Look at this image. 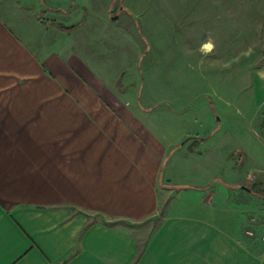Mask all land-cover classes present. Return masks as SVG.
<instances>
[{
	"label": "crops",
	"instance_id": "0c3cea01",
	"mask_svg": "<svg viewBox=\"0 0 264 264\" xmlns=\"http://www.w3.org/2000/svg\"><path fill=\"white\" fill-rule=\"evenodd\" d=\"M10 2L0 0V264H264V241L244 233L251 205L230 208L232 183L186 185L170 175L187 134H161L155 105L135 104L130 89L120 95L118 67L70 57L61 42L30 47L19 23L4 19ZM58 2H70L54 8L69 15L72 0ZM252 90L264 108V65ZM220 124L194 136L211 144L213 165L224 161ZM156 216L145 236L130 227Z\"/></svg>",
	"mask_w": 264,
	"mask_h": 264
},
{
	"label": "rangeland",
	"instance_id": "374dc122",
	"mask_svg": "<svg viewBox=\"0 0 264 264\" xmlns=\"http://www.w3.org/2000/svg\"><path fill=\"white\" fill-rule=\"evenodd\" d=\"M69 3L11 0L4 19L14 28L19 23L16 28L23 29L36 51L41 45L57 49L61 42L71 45L70 57L80 55L91 65L100 63L99 59L113 71L118 67L120 95L130 89L135 104L155 105L150 116L157 120L161 134H187L182 141L185 146L169 162L176 163L177 173L170 174L173 180L186 185L214 178L232 183L231 210L241 211L239 204L247 203L251 206L245 208L252 207L249 221L253 216L264 221V198L252 193L248 197L240 188L245 180L264 179V166H258L264 149L257 141L260 129L254 117L264 108L256 104L252 90L254 74L264 65V0H72L69 15L54 10ZM104 13L109 17L106 22ZM39 14L68 26L80 25L69 33L40 22ZM44 70L56 80L55 72ZM213 100L215 104L210 105ZM218 122L228 136L223 138L225 149L220 154L224 161L213 165V148L200 138ZM174 187L177 191L188 188ZM218 195L221 206H228L226 193ZM158 223L156 216L130 227L145 236L147 227Z\"/></svg>",
	"mask_w": 264,
	"mask_h": 264
},
{
	"label": "trees",
	"instance_id": "16d2710c",
	"mask_svg": "<svg viewBox=\"0 0 264 264\" xmlns=\"http://www.w3.org/2000/svg\"><path fill=\"white\" fill-rule=\"evenodd\" d=\"M43 11V10H42ZM38 19L40 22L45 23L49 26H56L61 30L67 31L71 33L76 27H78L80 24H74V25H66L64 23H61L54 19H47L42 14L38 15ZM262 126L264 127V119L262 122ZM196 138V137H194ZM230 185V184H229ZM188 187V186H184ZM240 187L248 190L252 194L259 195L260 197L264 198V181L260 180L257 182H247L245 181L243 184L240 185Z\"/></svg>",
	"mask_w": 264,
	"mask_h": 264
},
{
	"label": "built area",
	"instance_id": "2783aa9c",
	"mask_svg": "<svg viewBox=\"0 0 264 264\" xmlns=\"http://www.w3.org/2000/svg\"><path fill=\"white\" fill-rule=\"evenodd\" d=\"M250 173V177H251ZM263 218H264V210H263ZM256 227H261L263 228L262 232H259L258 230H256ZM244 233L246 236L251 237V238H255L256 236H259L261 238V240L264 241V221H260L258 220L256 217H252L250 218L249 221V226L246 227V229L244 230Z\"/></svg>",
	"mask_w": 264,
	"mask_h": 264
},
{
	"label": "water",
	"instance_id": "95a60500",
	"mask_svg": "<svg viewBox=\"0 0 264 264\" xmlns=\"http://www.w3.org/2000/svg\"><path fill=\"white\" fill-rule=\"evenodd\" d=\"M118 16H113V18L112 19H116Z\"/></svg>",
	"mask_w": 264,
	"mask_h": 264
}]
</instances>
